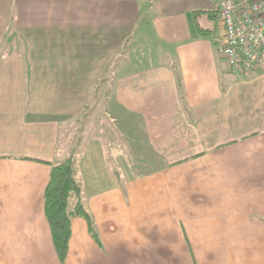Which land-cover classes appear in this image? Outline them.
<instances>
[{
  "label": "crops",
  "instance_id": "crops-1",
  "mask_svg": "<svg viewBox=\"0 0 264 264\" xmlns=\"http://www.w3.org/2000/svg\"><path fill=\"white\" fill-rule=\"evenodd\" d=\"M222 1L0 0V264H264V62L228 71ZM68 157L91 224L61 263Z\"/></svg>",
  "mask_w": 264,
  "mask_h": 264
},
{
  "label": "built area",
  "instance_id": "built-area-1",
  "mask_svg": "<svg viewBox=\"0 0 264 264\" xmlns=\"http://www.w3.org/2000/svg\"><path fill=\"white\" fill-rule=\"evenodd\" d=\"M218 51L231 74L256 71L264 62V0H223Z\"/></svg>",
  "mask_w": 264,
  "mask_h": 264
},
{
  "label": "trees",
  "instance_id": "trees-1",
  "mask_svg": "<svg viewBox=\"0 0 264 264\" xmlns=\"http://www.w3.org/2000/svg\"><path fill=\"white\" fill-rule=\"evenodd\" d=\"M73 161L72 157H68L58 164L51 165L48 185L44 192L45 217L61 263L68 253L72 218L82 217L91 224L90 216L82 202L80 186L74 177ZM71 198H75L72 209L69 208Z\"/></svg>",
  "mask_w": 264,
  "mask_h": 264
},
{
  "label": "rangeland",
  "instance_id": "rangeland-1",
  "mask_svg": "<svg viewBox=\"0 0 264 264\" xmlns=\"http://www.w3.org/2000/svg\"><path fill=\"white\" fill-rule=\"evenodd\" d=\"M148 36H149V38H151V35H150V32H149V34H148ZM11 38V37H10ZM9 38V39H10ZM137 38H139V37H134V38H132L131 39V44H133V45H135V47H136V42L138 41V39ZM21 41V40H20ZM23 41H21V43H22ZM138 43H139V41H138ZM130 48H131V46H130ZM19 50H20V53L22 54V55H27L28 54V51H27V48L25 47V44L23 43L20 47H19ZM131 50V49H130ZM92 95V92L89 94V97ZM93 97H91L90 99H92ZM89 102V101H88ZM90 103V102H89ZM81 119V118H80ZM75 120H76V118H72V119H70V120H68V122L66 123V127L65 126H63L62 127V130H61V140L64 138V136H65V132H67V137H69V136H71L72 137V134H74L75 135V132H76V123H75ZM71 134V135H70ZM67 140V139H66ZM71 140H67V143L69 144V145H71V144H73L72 142H70Z\"/></svg>",
  "mask_w": 264,
  "mask_h": 264
}]
</instances>
